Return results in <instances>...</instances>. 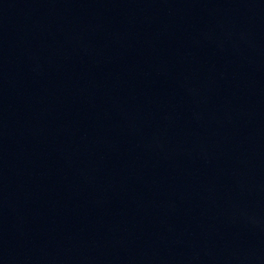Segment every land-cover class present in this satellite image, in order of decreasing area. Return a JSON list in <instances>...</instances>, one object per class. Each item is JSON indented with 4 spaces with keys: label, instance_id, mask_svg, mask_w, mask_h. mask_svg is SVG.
<instances>
[{
    "label": "water",
    "instance_id": "water-1",
    "mask_svg": "<svg viewBox=\"0 0 264 264\" xmlns=\"http://www.w3.org/2000/svg\"><path fill=\"white\" fill-rule=\"evenodd\" d=\"M0 50L132 131L264 178V0H0Z\"/></svg>",
    "mask_w": 264,
    "mask_h": 264
}]
</instances>
